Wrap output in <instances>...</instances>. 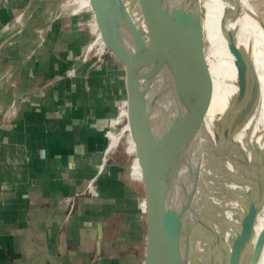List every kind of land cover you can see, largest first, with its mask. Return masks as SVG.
Returning a JSON list of instances; mask_svg holds the SVG:
<instances>
[{
  "label": "water",
  "instance_id": "obj_1",
  "mask_svg": "<svg viewBox=\"0 0 264 264\" xmlns=\"http://www.w3.org/2000/svg\"><path fill=\"white\" fill-rule=\"evenodd\" d=\"M89 4L90 8L77 7L74 15H81L76 26L87 36L85 58L106 63L115 87L107 136L121 132L127 137L141 172L140 181L131 178L133 156L121 137L114 151L124 143L120 163L127 204L124 264H256L264 245V226L252 245L263 188L257 173L246 212L235 216L236 236L230 242L219 233L218 243L210 244L214 254L203 247L214 223L205 219H214L218 210L214 200L229 173L224 168L217 175L215 170L206 180L200 159L211 132L207 121L204 126L202 122L210 115L217 86L207 62L199 0H89ZM93 22L103 49L92 45ZM229 51L241 64L234 41ZM238 78L243 81L242 73ZM252 82L257 91L254 69ZM208 92L211 99L205 107ZM255 149L261 162L263 152ZM231 158L227 155L225 162ZM97 229L100 235L101 226Z\"/></svg>",
  "mask_w": 264,
  "mask_h": 264
},
{
  "label": "crops",
  "instance_id": "obj_2",
  "mask_svg": "<svg viewBox=\"0 0 264 264\" xmlns=\"http://www.w3.org/2000/svg\"><path fill=\"white\" fill-rule=\"evenodd\" d=\"M9 18L0 20V264H124L126 186L107 155L108 137L119 138L107 136L110 70L85 58L75 19L50 18L34 41L22 18L17 43L3 32ZM93 177L98 195L84 194Z\"/></svg>",
  "mask_w": 264,
  "mask_h": 264
},
{
  "label": "bare ground",
  "instance_id": "obj_3",
  "mask_svg": "<svg viewBox=\"0 0 264 264\" xmlns=\"http://www.w3.org/2000/svg\"><path fill=\"white\" fill-rule=\"evenodd\" d=\"M76 2L79 8H90L89 0ZM199 5L207 62L217 86L210 115L202 122L204 126L207 121V130L211 132L200 159L206 180L216 173L215 170L217 175L224 168L229 173L226 182L218 188V199L214 200L218 209L214 219H205L209 222L214 220V223L213 231L208 233L209 240L203 242V247L214 254L210 244L218 243L219 233L226 235L230 242L236 236L239 221L235 216L246 212V202L256 188V173L261 176L263 188L255 213L252 245L264 226V24L251 0H199ZM92 25L96 33L92 45L97 44L99 49H103L96 25L94 22ZM233 41L241 51L242 55L238 54L241 64H236L235 56L229 51ZM10 45L13 44H7L5 48H11ZM253 69L258 80L257 91L253 88ZM240 73L243 81H238ZM210 99L211 93H205V107H208ZM118 139H114L109 151L116 147ZM256 146L263 152L261 162L258 156L255 158ZM227 155L232 156L229 163L225 162ZM226 244L222 247L226 248ZM223 248L224 256H229V251ZM256 264H264V245Z\"/></svg>",
  "mask_w": 264,
  "mask_h": 264
},
{
  "label": "rangeland",
  "instance_id": "obj_4",
  "mask_svg": "<svg viewBox=\"0 0 264 264\" xmlns=\"http://www.w3.org/2000/svg\"><path fill=\"white\" fill-rule=\"evenodd\" d=\"M251 2L256 6L258 15L261 20H263L264 24V0H251ZM9 7V8H8ZM78 7V3L75 2V0H6L5 5L0 8V20L9 19V23L5 25L2 28H5L7 31H11L15 36L14 39H16L17 43L20 41V37L23 36L22 32H19L20 29V19H24L26 24L29 25V30H27V33L36 35L35 40L37 41L39 37L37 36L39 33V30L42 29V25L44 23H48V20L50 18H72L75 19L79 18L80 16L76 17L74 15L75 9ZM11 8V9H10ZM72 14V15H71ZM15 24V25H14ZM18 31V32H17ZM3 35V34H2ZM10 37V38H11ZM18 49V48H17ZM3 62L0 63L1 66H3ZM214 134V133H213ZM119 139L118 143L120 141V138H124V142L126 144V150L128 153H130L133 158L131 161L130 167L134 170V172L137 174H141L140 169L138 167L135 154L133 152L132 146L130 141L127 139V137L119 132ZM213 136V135H212ZM114 141V138H112V141L109 143V139L107 144H110ZM213 142V137H212ZM119 148L114 151L112 149L107 155H109L110 161H116L118 163H121V161L124 160V143L120 144ZM117 146V145H116ZM213 148V143H212ZM107 155L106 159L103 161L104 165H102V170L105 168L107 161ZM214 155V154H213ZM215 163V161H214ZM101 173V172H99ZM90 180H94V187L88 188V184ZM140 181V180H137ZM86 189L84 190V194H90L92 196L98 195V187H97V177H93L85 182ZM73 208H70L68 212H71ZM122 213H117L113 216L112 220H115V222H119L122 218ZM136 234L139 236L140 231L139 229L136 231ZM135 235V233H134ZM116 256H121V251H112ZM111 252V253H112Z\"/></svg>",
  "mask_w": 264,
  "mask_h": 264
},
{
  "label": "built area",
  "instance_id": "obj_5",
  "mask_svg": "<svg viewBox=\"0 0 264 264\" xmlns=\"http://www.w3.org/2000/svg\"><path fill=\"white\" fill-rule=\"evenodd\" d=\"M104 164V163H103ZM91 181V180H90ZM90 181H89V184H88V188H92V187H94L93 185H94V182H92V183H90ZM94 181V180H93Z\"/></svg>",
  "mask_w": 264,
  "mask_h": 264
}]
</instances>
